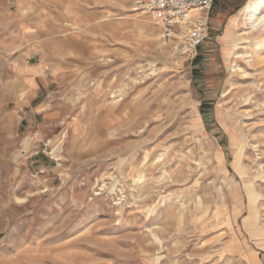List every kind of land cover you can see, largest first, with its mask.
<instances>
[{"label":"rangeland","instance_id":"374dc122","mask_svg":"<svg viewBox=\"0 0 264 264\" xmlns=\"http://www.w3.org/2000/svg\"><path fill=\"white\" fill-rule=\"evenodd\" d=\"M137 1L0 0V264H264V31Z\"/></svg>","mask_w":264,"mask_h":264},{"label":"built area","instance_id":"2783aa9c","mask_svg":"<svg viewBox=\"0 0 264 264\" xmlns=\"http://www.w3.org/2000/svg\"><path fill=\"white\" fill-rule=\"evenodd\" d=\"M214 0H138L135 10L152 16L163 44L193 58L209 36Z\"/></svg>","mask_w":264,"mask_h":264},{"label":"bare ground","instance_id":"6f19581e","mask_svg":"<svg viewBox=\"0 0 264 264\" xmlns=\"http://www.w3.org/2000/svg\"><path fill=\"white\" fill-rule=\"evenodd\" d=\"M242 14L244 22L246 23L249 29V32L264 31V0H249V2L242 11ZM257 47L258 50L256 53V58H261L264 54V48H262L260 44H257ZM250 194L252 196L255 195L253 191H251ZM252 220L253 219L247 220L246 222V226L251 232L254 229L252 227Z\"/></svg>","mask_w":264,"mask_h":264}]
</instances>
